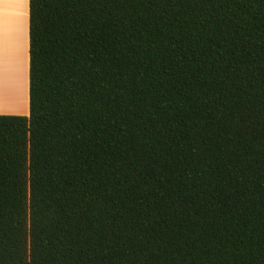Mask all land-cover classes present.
I'll use <instances>...</instances> for the list:
<instances>
[{"label":"trees","instance_id":"trees-1","mask_svg":"<svg viewBox=\"0 0 264 264\" xmlns=\"http://www.w3.org/2000/svg\"><path fill=\"white\" fill-rule=\"evenodd\" d=\"M0 264H264V0H30Z\"/></svg>","mask_w":264,"mask_h":264},{"label":"crops","instance_id":"crops-1","mask_svg":"<svg viewBox=\"0 0 264 264\" xmlns=\"http://www.w3.org/2000/svg\"><path fill=\"white\" fill-rule=\"evenodd\" d=\"M1 114H30V0H0Z\"/></svg>","mask_w":264,"mask_h":264},{"label":"bare ground","instance_id":"bare-ground-1","mask_svg":"<svg viewBox=\"0 0 264 264\" xmlns=\"http://www.w3.org/2000/svg\"><path fill=\"white\" fill-rule=\"evenodd\" d=\"M21 74V73H20ZM19 76H21V75H19ZM19 78H21V77H19ZM22 79V78H21ZM21 81V80H20ZM23 84V83H22ZM21 86V85H20ZM20 89H22V88H20ZM22 90H24V88L22 89Z\"/></svg>","mask_w":264,"mask_h":264}]
</instances>
